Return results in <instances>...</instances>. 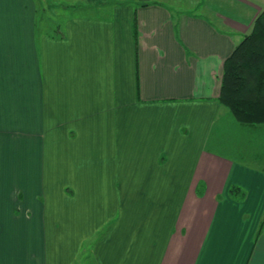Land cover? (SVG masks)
Masks as SVG:
<instances>
[{"label":"crops","instance_id":"1","mask_svg":"<svg viewBox=\"0 0 264 264\" xmlns=\"http://www.w3.org/2000/svg\"><path fill=\"white\" fill-rule=\"evenodd\" d=\"M56 1L0 0V264H264V124L218 101L264 0Z\"/></svg>","mask_w":264,"mask_h":264},{"label":"trees","instance_id":"2","mask_svg":"<svg viewBox=\"0 0 264 264\" xmlns=\"http://www.w3.org/2000/svg\"><path fill=\"white\" fill-rule=\"evenodd\" d=\"M218 101L239 123L264 124V10L255 19L251 33L225 61ZM229 193L239 200L245 196L238 187Z\"/></svg>","mask_w":264,"mask_h":264},{"label":"rangeland","instance_id":"3","mask_svg":"<svg viewBox=\"0 0 264 264\" xmlns=\"http://www.w3.org/2000/svg\"><path fill=\"white\" fill-rule=\"evenodd\" d=\"M54 1L56 0H35L38 14H40L41 18V20H39L41 21L40 27L42 28L43 25V29L45 31L46 28L50 31L51 27H54L55 24H62L63 18L66 17L63 11L68 6V4L61 1ZM100 13L104 12L100 11ZM48 30L46 31L47 35L52 33L48 32Z\"/></svg>","mask_w":264,"mask_h":264}]
</instances>
